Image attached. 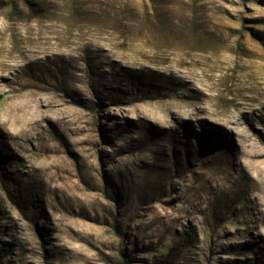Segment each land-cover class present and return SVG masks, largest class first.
<instances>
[{"label":"rangeland","instance_id":"374dc122","mask_svg":"<svg viewBox=\"0 0 264 264\" xmlns=\"http://www.w3.org/2000/svg\"><path fill=\"white\" fill-rule=\"evenodd\" d=\"M0 264H264V0H0Z\"/></svg>","mask_w":264,"mask_h":264},{"label":"trees","instance_id":"16d2710c","mask_svg":"<svg viewBox=\"0 0 264 264\" xmlns=\"http://www.w3.org/2000/svg\"><path fill=\"white\" fill-rule=\"evenodd\" d=\"M0 182H1V185H2L3 189L6 191L7 195L9 196V198L13 200V197H12L10 191L8 190V188L6 186V183L4 182L2 177H0ZM124 261L127 264V260H124Z\"/></svg>","mask_w":264,"mask_h":264}]
</instances>
